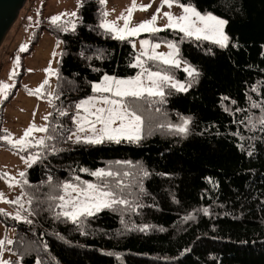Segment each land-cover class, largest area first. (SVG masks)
Wrapping results in <instances>:
<instances>
[{
  "label": "trees",
  "instance_id": "obj_1",
  "mask_svg": "<svg viewBox=\"0 0 264 264\" xmlns=\"http://www.w3.org/2000/svg\"><path fill=\"white\" fill-rule=\"evenodd\" d=\"M179 2L224 18L230 42L221 48L211 40H182L183 33L169 28L150 34L178 42L179 57L199 75L193 80L181 67L147 61L150 69L191 86L187 91L166 86L163 98H122L143 119L137 142L67 139L75 128L74 105L94 93L93 82L105 74L132 77L139 68L131 38L117 39L100 27V0L82 1L74 29L54 24L62 53L43 133L56 137L46 140L56 151L35 144L19 151L0 140V149L41 154L17 180L19 202L10 203L32 223L0 211L6 227L15 228L8 264H264V0ZM185 117H190L186 135L167 128ZM249 117L255 127L248 126ZM4 130L0 115V136L9 133ZM97 168L117 174L106 182L129 205L102 209L80 224L57 220L48 211L49 197L60 194L56 186L98 183L90 174Z\"/></svg>",
  "mask_w": 264,
  "mask_h": 264
},
{
  "label": "snow or ice",
  "instance_id": "obj_2",
  "mask_svg": "<svg viewBox=\"0 0 264 264\" xmlns=\"http://www.w3.org/2000/svg\"><path fill=\"white\" fill-rule=\"evenodd\" d=\"M161 2L169 6L173 3H177L182 9V14L179 16H174L171 12H165L164 16L167 17V23L162 26L163 28L174 29L183 33V36L181 37L182 40L195 37L196 40H212L221 48L227 46L229 36L223 31V27L226 24L224 19L211 12L202 13L191 3H180L179 0H161ZM100 3L103 5L105 0H100ZM141 7L147 8L148 5H142ZM131 10L132 9L130 8L128 17H123V26H117L114 22L104 20L101 22L100 27L113 33L115 37L120 40L136 36L140 32L155 33L161 30V28L155 25L157 19L155 14H153L149 20L142 21L135 27H129L128 23ZM159 11L160 9L157 8V12ZM65 15L75 17L76 13H58L51 16L49 19L53 24H57ZM103 15H107V13L105 12ZM29 19H31V17ZM71 27L74 29L75 23H71ZM62 30L68 31L69 29L65 26ZM140 44L141 48L145 50L136 55L134 64L139 67L141 71L138 72L136 76L127 78L105 74L99 82H93L91 84L93 92L99 93L100 95L88 96L75 103L74 107L76 111L71 117L74 122L75 132H69L67 139L73 140V142L97 144L105 139L119 142L123 137L131 142H137L141 139V116L137 115L134 110L127 106L122 98L127 96L140 97L144 93H148L150 96L155 95L163 98L165 86H170L178 91L188 90L191 83L186 87L184 82L174 80L167 71H151L144 67V60L142 59V56H147L151 60L162 61L164 65L179 67L181 60L179 59L180 49L178 42L167 41V47L169 50L166 53L155 51V49L159 47L157 43L150 44L147 40H141ZM146 46L152 49L151 55H149ZM25 47V45H21V50ZM233 47H237V45H233ZM262 55H264V53H262ZM89 59H91V57H89ZM45 71L51 73L53 70L49 68L45 69ZM184 71L193 80L199 75L198 70L186 61L184 62ZM144 79L150 81V85H145L143 82ZM46 82L47 81H45V83ZM42 86L43 85L40 87ZM11 87V84L0 81V99L6 98ZM40 87L35 90L37 93H39ZM104 93H110L111 95H104ZM97 101H101L104 106H97ZM253 107H260V105L253 103ZM225 110L227 111V109ZM237 111H240V109H237ZM262 111H264V109H262ZM60 115H66V113L62 111ZM44 119L47 120L48 116L46 115ZM248 120V126L255 127L250 117ZM189 123L190 117H185L182 118L180 124L173 125L169 123L167 128L174 129L178 134L186 135L188 131L187 125ZM261 124L264 125V117L261 119ZM97 125H99V129H97ZM48 127L49 125L47 124L38 127L34 123H30L24 130L23 134L16 139H13L12 134L7 133V130H4L7 134L0 136V140L7 141L9 145L19 151L29 148V146L34 143L42 148H46L49 152H55V148H50L46 145V140H53L56 138L55 136H42L35 141L30 139L33 131L47 132ZM161 127H163V125ZM82 133L84 134L82 135ZM233 135H239V133H233ZM240 139L243 140L244 137L240 136ZM238 147L242 146L238 145ZM248 154L251 155V151H249ZM22 159H25V157H22ZM40 159V153H30L26 158L28 163H34ZM79 171L86 172L88 169L80 168ZM90 174L93 177L98 178V183H93L91 181H83L82 183L64 181L56 186L60 189V194L49 197L51 203H49L48 211H50L57 220L63 218L72 223L80 224L82 217L93 216L96 212H99L102 209L114 208L117 204L129 205V201L122 198L118 192L111 190L106 182V177H112L117 174L101 168L91 171ZM143 174L147 175L146 172ZM19 175L23 177L25 173L21 172ZM5 176H7V174H5ZM51 180L52 177L49 176L47 182L50 183ZM75 180L80 181V178L77 176L75 177ZM9 182H15V179L12 178ZM115 184L117 188L121 187L120 180H116ZM0 199H6V197L3 196V193H0ZM19 200L20 197H17L16 200L8 202L15 204L18 203ZM29 203H31V200H29ZM203 212L207 214L208 208H204ZM190 217L191 213L184 217V219H189ZM16 218L25 219L27 223H32V221L27 220L26 217H21L19 213L16 214ZM147 227L148 226L145 225L141 230L147 229ZM2 243L3 241H0V244ZM8 243L11 244L12 241L9 240ZM0 264H8V262L0 260ZM36 264H40V261L37 260Z\"/></svg>",
  "mask_w": 264,
  "mask_h": 264
},
{
  "label": "rangeland",
  "instance_id": "obj_3",
  "mask_svg": "<svg viewBox=\"0 0 264 264\" xmlns=\"http://www.w3.org/2000/svg\"><path fill=\"white\" fill-rule=\"evenodd\" d=\"M82 1L26 0L17 20L11 25L2 40L0 44V81L11 84L12 87L8 91L6 98L0 99V115H2L4 128L12 134L13 139L20 137L30 123H34L38 127L45 125L47 120L44 117L46 115L49 117L50 114L48 98L50 97L49 94H52L55 89L59 59L62 53L61 41L52 33L54 24L49 18L58 13L75 12V17L65 15L59 21L66 22L65 26L71 27V23L76 22ZM103 5L104 13H107V15H104L103 21L114 22L117 26L124 25L123 17L129 16L130 8L132 10L128 23L129 27H135L142 21L149 20L155 14L157 17L155 25L163 30L166 28L162 26L167 23V17L164 16L165 12H171L174 16L182 14L179 4L173 3L169 6L163 4L161 0H105ZM142 5H148V7L142 8ZM157 8L160 9L159 12H157ZM30 17L31 19H29ZM223 31L227 34L226 24L223 27ZM150 34L152 32H140L136 36L127 37L131 38L136 55L145 50L141 48V40H147L150 44L157 43L159 45L155 49L157 52H168L167 41H159ZM21 45L26 47L21 50ZM146 49L151 55L152 49L148 46H146ZM142 59L144 60L145 68L156 71L148 67L147 61L150 59L147 56H142ZM179 59L181 60L179 67L184 69V61L180 57ZM159 62L162 63V61ZM49 68L53 70L51 73L45 71V69ZM140 71L141 69L139 68ZM174 80L180 81L175 78ZM45 81L47 82L45 83ZM143 82L145 85H150V81L147 79H144ZM184 84L186 87L188 86L187 83L184 82ZM41 85L43 86L40 87ZM38 87H40L39 93L35 91ZM93 95L100 94L93 93L89 96ZM104 95L111 94L104 93ZM97 106L104 105L101 101H97ZM97 129H99V125H97ZM72 132H75V128ZM142 134L143 119L140 135L142 136ZM42 136H44L43 132L33 131L30 139L35 141ZM22 157L25 156L5 148L0 149V193H3V196L6 197V199H0V210L13 216H16L18 212L8 201L16 200L19 197L20 189L17 184V180L21 177L19 174L25 172L27 167L32 164L27 162V156L25 159H22ZM12 178L15 179V182L10 183L9 181ZM14 230V227L7 228L5 222L0 219V241H3L0 244V260L9 261L13 257L10 251L11 244L8 241H13Z\"/></svg>",
  "mask_w": 264,
  "mask_h": 264
},
{
  "label": "water",
  "instance_id": "obj_4",
  "mask_svg": "<svg viewBox=\"0 0 264 264\" xmlns=\"http://www.w3.org/2000/svg\"><path fill=\"white\" fill-rule=\"evenodd\" d=\"M25 3L26 0H0V44Z\"/></svg>",
  "mask_w": 264,
  "mask_h": 264
}]
</instances>
